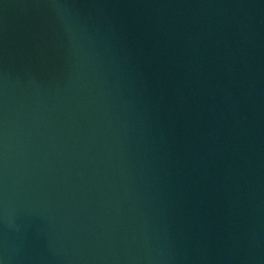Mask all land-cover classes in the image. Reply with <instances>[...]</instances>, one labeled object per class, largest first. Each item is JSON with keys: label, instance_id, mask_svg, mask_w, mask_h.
<instances>
[{"label": "water", "instance_id": "95a60500", "mask_svg": "<svg viewBox=\"0 0 264 264\" xmlns=\"http://www.w3.org/2000/svg\"><path fill=\"white\" fill-rule=\"evenodd\" d=\"M0 264H264V0H0Z\"/></svg>", "mask_w": 264, "mask_h": 264}]
</instances>
